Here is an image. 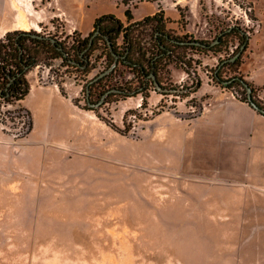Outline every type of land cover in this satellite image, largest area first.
I'll return each instance as SVG.
<instances>
[{
    "label": "rangeland",
    "instance_id": "obj_1",
    "mask_svg": "<svg viewBox=\"0 0 264 264\" xmlns=\"http://www.w3.org/2000/svg\"><path fill=\"white\" fill-rule=\"evenodd\" d=\"M13 5L28 15L19 30L54 37L72 54L74 31L80 32L73 25L89 30L95 16L106 13L127 23V10L138 21L160 7L176 33L209 41L221 27L240 25L250 36L240 72L247 79L257 70L264 75V0ZM239 45L231 38L220 53L189 51L200 61L198 77L217 84L210 69ZM104 66L101 58L88 75L61 59L34 67L28 79L57 84L65 96L39 86L27 96L23 105L33 118L27 135H19L28 126L25 112L0 100V264H264V190L234 183L228 175L201 184V149L193 156L182 135H154L159 128L180 131L167 115L157 117L164 112L178 119L197 115V92L185 99L152 92L147 107H141L142 96L98 107L122 129L119 135L72 102L73 97L79 107L86 104L83 86ZM175 70L183 71L172 68L173 83H192L194 74L185 72L183 80ZM161 99L166 110L155 115Z\"/></svg>",
    "mask_w": 264,
    "mask_h": 264
},
{
    "label": "trees",
    "instance_id": "obj_2",
    "mask_svg": "<svg viewBox=\"0 0 264 264\" xmlns=\"http://www.w3.org/2000/svg\"><path fill=\"white\" fill-rule=\"evenodd\" d=\"M127 17L128 21L125 23L115 14L106 13L95 18L94 29L87 36L75 30L72 37L73 54L56 38L31 31L17 29L0 38V100L18 105L19 114L25 112L23 116L29 119L26 130L19 135H27L33 129L32 114L23 105V100L31 90L28 74L41 62L61 59L65 65L73 66L88 75L96 68V62L104 58V69L87 80L83 86L86 104L80 107L94 112L100 120L123 134L122 129L103 116L98 107L137 96H142L141 107H147L152 92L181 99L189 97L202 85L195 67L200 61L189 55V51L201 56L210 52L220 53L231 38L239 41L238 51L230 57L220 59L219 64L210 69V78L221 87L233 91L239 99L264 115V99L259 95L263 86L255 85L240 72L250 39L247 31L240 25L221 27L215 38L209 41L176 33L160 7L159 11L142 20L133 21L131 10H127ZM242 46L244 50L232 61L231 58ZM99 51L101 53H97ZM172 68L182 69L189 77L194 74L192 83H173ZM246 85L252 89L251 99L248 97ZM60 89L65 95L61 86ZM77 101L74 100L79 106ZM163 102L161 99L157 109L153 111L155 115L166 110ZM198 105L199 114L203 105ZM129 113L131 111L125 117ZM0 122L5 124L2 119Z\"/></svg>",
    "mask_w": 264,
    "mask_h": 264
},
{
    "label": "crops",
    "instance_id": "obj_3",
    "mask_svg": "<svg viewBox=\"0 0 264 264\" xmlns=\"http://www.w3.org/2000/svg\"><path fill=\"white\" fill-rule=\"evenodd\" d=\"M79 8L82 10L83 5ZM27 17V13L19 6L13 5V0H0V38L9 31L20 29L19 25L25 27ZM73 26L83 36H87L94 29V26L89 30H83L77 24ZM213 60L210 57L204 59L205 63L211 62V64ZM176 73H180L183 80L187 77L185 71L175 70L174 74ZM247 77L255 85L263 86L259 95L264 99V75L257 70ZM29 80L31 90L28 95L39 86L51 87L55 92L65 96L57 84L42 85L36 80ZM197 96L203 105L198 115L189 119H178L170 112H164L157 117L167 115L175 123H179L180 131L174 128L170 131L159 128L154 135H173L172 139L176 138L174 135H182L185 149L189 148L193 156L197 154V149H201V159L193 161L198 162L201 167V184L228 175L234 183H245L247 186H257L264 190V115L239 99L233 91L211 83L204 74ZM72 102L75 107L94 118L102 126L110 128L116 134H121L100 120L94 112L76 105L73 97ZM247 215L248 212H245L244 217L241 218L245 223L249 219ZM230 219H232L231 215Z\"/></svg>",
    "mask_w": 264,
    "mask_h": 264
},
{
    "label": "water",
    "instance_id": "obj_4",
    "mask_svg": "<svg viewBox=\"0 0 264 264\" xmlns=\"http://www.w3.org/2000/svg\"><path fill=\"white\" fill-rule=\"evenodd\" d=\"M93 40H94V36L90 40L91 44L93 43ZM243 50H244V46L241 47L240 51L233 58H231V60L232 61L235 60L242 53ZM226 83H228V82H226ZM246 87H247V91H248V97H249V99H251L252 98V89L248 85H246ZM254 105L256 106V104H254ZM262 112L264 113V109H262Z\"/></svg>",
    "mask_w": 264,
    "mask_h": 264
}]
</instances>
